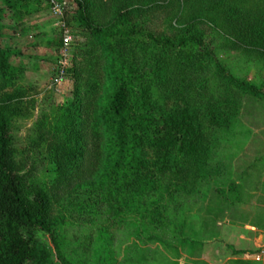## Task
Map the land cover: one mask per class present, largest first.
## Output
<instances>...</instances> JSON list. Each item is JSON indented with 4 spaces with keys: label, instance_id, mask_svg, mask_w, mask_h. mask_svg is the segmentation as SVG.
I'll return each mask as SVG.
<instances>
[{
    "label": "rangeland",
    "instance_id": "374dc122",
    "mask_svg": "<svg viewBox=\"0 0 264 264\" xmlns=\"http://www.w3.org/2000/svg\"><path fill=\"white\" fill-rule=\"evenodd\" d=\"M208 2L166 0L153 8L146 3L130 10L129 26L158 38L194 33L214 61L199 59L195 49L166 51L139 37L109 40L104 55L101 48L95 50V65L83 79L98 83L103 105L111 93L107 87L126 84L137 100L143 96L153 115L180 105L195 111L196 131L185 151H173L166 164L149 153V173L146 169L136 178L138 188L130 177L118 176L114 185L110 176L77 192L53 187L44 157L65 124L63 109L72 102L66 72L77 48L90 52V36L77 23L70 1L64 19L70 46L58 85L54 80L62 55L55 41L61 20L46 0H27L19 15L0 9V46L11 53L18 70L13 82L0 89V112L7 115L20 152L25 191H43L52 200L59 251L69 264H248L243 254L233 252L250 249L241 244L242 250H235L231 243H244L238 237L248 232L245 225L264 226V100L225 80L215 61L264 95V51L240 45L223 17L231 9L264 14V0ZM141 8L151 10L137 13ZM210 108L227 118L222 127L211 126Z\"/></svg>",
    "mask_w": 264,
    "mask_h": 264
},
{
    "label": "trees",
    "instance_id": "16d2710c",
    "mask_svg": "<svg viewBox=\"0 0 264 264\" xmlns=\"http://www.w3.org/2000/svg\"><path fill=\"white\" fill-rule=\"evenodd\" d=\"M159 1L166 0H72L76 8L75 19L91 41L88 45L90 52L77 48L72 68L66 72L73 85L72 102L63 109L65 124L56 141L46 148L47 156L44 158L51 166L53 187L57 190L77 192L88 186L93 187L96 181H109L110 176L115 178L114 185L118 176L130 177L138 188L140 183L137 180H140V175L152 160L149 153L153 152L154 159L160 164H166L171 160L173 151H185L189 139L194 135L196 112L186 105L153 115L143 104V96L141 101L137 100L134 91L126 84L107 87L111 93L103 105L98 83L92 81L91 77L83 79L95 65V50L101 48L104 55L108 41L117 38L139 37L158 48L173 52L195 49L199 59L214 61L194 33L158 38L129 26L132 8L146 3L153 8ZM208 1L215 6L216 0ZM225 1L218 0V3ZM26 3L27 0H0V9L19 15V9L26 7ZM146 10L151 8H141L137 13ZM223 17L225 27L230 35L238 37L240 45H250L256 51H264L262 12L239 13L231 9L225 11ZM52 44V41L47 42L48 46ZM55 46L60 49L62 40L58 38ZM78 56L80 59H77ZM215 64L222 77L233 86L264 100V95L252 85L235 79L216 61ZM17 72L11 64V53L0 46V89L7 88ZM2 96L13 98L12 95ZM208 116L213 127H222L227 121L215 108L209 109ZM41 141L42 138H39L36 146ZM19 155L20 152L13 145L7 115L0 112V264H52L54 261L69 264L59 251L52 200L46 192L30 194L25 191ZM108 197L113 202L117 200L112 192L108 193Z\"/></svg>",
    "mask_w": 264,
    "mask_h": 264
},
{
    "label": "crops",
    "instance_id": "0c3cea01",
    "mask_svg": "<svg viewBox=\"0 0 264 264\" xmlns=\"http://www.w3.org/2000/svg\"><path fill=\"white\" fill-rule=\"evenodd\" d=\"M262 210L263 211H260V214L264 215V209ZM217 224L220 225V223H217ZM245 226H246L245 229H247L248 231L245 233V237L244 236L238 237V239L244 240L243 241L244 243H241L239 240L238 241L235 240L231 244L234 246L235 250H238L241 244L246 245V247H248L250 250L248 249L249 251L246 250L243 252L234 251L233 254H243L244 258L242 260H245L248 264H263L262 261L264 258V226L252 225V224L245 225ZM239 250H242V249H239Z\"/></svg>",
    "mask_w": 264,
    "mask_h": 264
},
{
    "label": "built area",
    "instance_id": "2783aa9c",
    "mask_svg": "<svg viewBox=\"0 0 264 264\" xmlns=\"http://www.w3.org/2000/svg\"><path fill=\"white\" fill-rule=\"evenodd\" d=\"M72 0H47V5L49 6V10L53 16L56 18H59L61 21L59 24L61 25L62 30L60 31V39L62 40V46L60 47L59 54L62 55L61 60L59 61V67L57 69V77L55 78L54 82H56L58 85H61L63 81V76L65 72V67L62 61L66 59L67 57V48L70 46V40L67 38L66 32H65V26H64V19L66 15L67 9H69V3ZM67 38V40L65 39Z\"/></svg>",
    "mask_w": 264,
    "mask_h": 264
}]
</instances>
